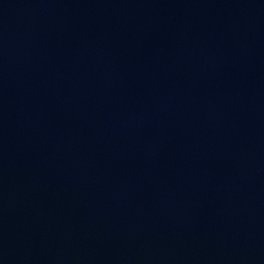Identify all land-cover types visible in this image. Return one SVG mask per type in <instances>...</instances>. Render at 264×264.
<instances>
[{
	"label": "water",
	"instance_id": "1",
	"mask_svg": "<svg viewBox=\"0 0 264 264\" xmlns=\"http://www.w3.org/2000/svg\"><path fill=\"white\" fill-rule=\"evenodd\" d=\"M0 264H264V0H0Z\"/></svg>",
	"mask_w": 264,
	"mask_h": 264
}]
</instances>
